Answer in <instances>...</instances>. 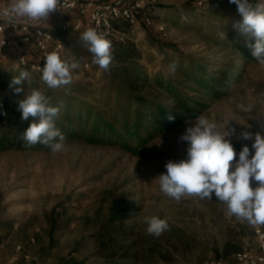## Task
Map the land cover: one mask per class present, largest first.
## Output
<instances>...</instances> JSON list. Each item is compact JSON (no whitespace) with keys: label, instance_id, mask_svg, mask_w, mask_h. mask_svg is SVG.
<instances>
[{"label":"rangeland","instance_id":"374dc122","mask_svg":"<svg viewBox=\"0 0 264 264\" xmlns=\"http://www.w3.org/2000/svg\"><path fill=\"white\" fill-rule=\"evenodd\" d=\"M198 1L165 0L153 7L154 27L147 28L142 18L138 27L129 29L123 43L127 54L114 58L107 71L92 63L80 38L85 30L73 32L69 17L64 20L67 30L54 24L53 32L65 47L60 57L80 64L72 71L71 83L55 89L61 93L59 101L69 95L97 103L122 91L131 103L161 106L177 116L179 124L153 132L135 152L65 133L60 152L43 144L0 148V264H28V259L39 264H114L123 255L129 257L125 264H232L236 247L259 252L257 231L264 225L230 215L214 196H185L177 203L158 184L169 160L187 158L188 144L180 137L197 116L221 129L230 121L236 129L231 137L236 159L242 147L251 150L253 142L239 139L241 132L264 135V65L236 49L246 40L233 27L242 19L237 5L204 0L209 7L201 12ZM84 63L90 64L89 70L82 68ZM126 65L140 73L138 80L117 75ZM19 71L13 64L1 66L3 95L20 101L30 94L33 82L36 90L50 95L51 89L31 73L24 92L15 93L10 81ZM249 104L254 107L245 111ZM151 216L165 219L169 230L159 237L148 234L145 217ZM227 243L229 253L224 251ZM19 245L23 251L17 254Z\"/></svg>","mask_w":264,"mask_h":264},{"label":"clouds","instance_id":"9594fccd","mask_svg":"<svg viewBox=\"0 0 264 264\" xmlns=\"http://www.w3.org/2000/svg\"><path fill=\"white\" fill-rule=\"evenodd\" d=\"M229 2L237 5L242 17L233 27L246 38L251 57L264 65V3ZM60 7L61 0H11L0 12V17L9 25L25 19L47 21L51 13L60 11ZM80 38L93 56L92 63L109 70L113 60L111 41L91 27ZM79 67L78 61L64 60L53 51L45 57L40 79L49 89L67 86L72 81V71ZM170 67L174 72L176 65ZM29 79V72L21 70L12 77L10 87L17 94L24 92L23 83ZM253 107L249 104L244 110L250 111ZM18 108L22 112L21 120L34 118L23 133L28 146L39 143L52 152L64 149L66 136L56 127L60 107L52 106L41 91L33 89L19 101ZM167 119L172 121L174 116L168 115ZM229 122L221 129L203 115L189 121L192 126L180 137L188 144L187 158L175 162L169 160L165 164L166 172L158 176L160 191L177 203L185 196L201 200H212L214 196L226 204L230 215L251 225H264V135L241 132L239 139L253 141L251 150L254 152L245 144L236 159L237 152L231 142L236 129ZM251 181L258 182V186L251 187ZM145 223L146 232L155 237L169 230L168 222L156 216L145 217Z\"/></svg>","mask_w":264,"mask_h":264},{"label":"trees","instance_id":"16d2710c","mask_svg":"<svg viewBox=\"0 0 264 264\" xmlns=\"http://www.w3.org/2000/svg\"><path fill=\"white\" fill-rule=\"evenodd\" d=\"M116 28L122 30L123 33L129 31L128 26L124 23L116 25ZM165 44L171 45L170 43ZM168 48L170 49V47ZM236 49L241 54L250 56L251 50L247 47L246 40L240 41L236 45ZM111 52L113 60L122 54H127L126 47L122 44H116ZM131 69L133 68L130 65L121 66L118 68L117 75L138 80L141 76L140 73ZM33 77L37 78L36 76ZM200 78L204 82V77ZM201 79L199 80L201 81ZM194 81L196 82V79ZM23 85L27 88L28 84L24 83ZM35 85L34 82L29 85L30 93L37 88ZM206 86L208 85L206 84ZM47 94H50L46 95L49 103L52 106L60 107L59 118L56 120L57 128L70 137L84 139L90 144L121 146L135 152L137 148L151 138L153 132L173 130L179 124L178 117L169 111H165L161 106H155L153 103H131V98L122 94V91L117 94L112 93L106 98L102 97L98 99L97 103L81 101L69 95L65 97L64 102L59 101L61 93L55 92V89H51ZM114 96L116 101H112ZM18 104L19 100L7 97L0 91V148L2 150L30 148L23 139V133L34 118L30 116L26 121L21 120L22 112L19 110ZM96 105L103 106L105 110L97 109ZM186 109L191 115L194 114L191 107H186ZM168 115L174 116V120L169 121ZM60 119L61 122L59 123ZM37 145L42 144L38 143ZM102 242L101 246L104 248L105 243ZM108 248L109 246L105 247L104 250H108ZM229 249L227 243L224 251L229 253ZM235 250L240 251L238 247ZM128 259V255H123L122 259L114 261V264H125Z\"/></svg>","mask_w":264,"mask_h":264},{"label":"built area","instance_id":"2783aa9c","mask_svg":"<svg viewBox=\"0 0 264 264\" xmlns=\"http://www.w3.org/2000/svg\"><path fill=\"white\" fill-rule=\"evenodd\" d=\"M165 0H61L60 11L51 13L47 21L17 20L9 25L0 17V68L14 65L16 69L27 70L33 76L41 77L45 57L55 51L59 56L65 47L56 38L53 26L59 22L60 29L67 30L66 18H71L73 32H82L91 27L111 41V50L116 44L124 43L127 33L116 28L125 24L129 29L139 26L142 19L147 28L154 27L155 18L152 8ZM11 0H0V12L10 4ZM199 11L204 12L209 3L204 0L197 2ZM159 27V31H164ZM90 64L84 63L82 68L89 70ZM259 252L247 249L234 255L232 264H264V230L257 231ZM23 251L22 246L16 247V253ZM28 264H39L29 260ZM211 264H222L216 260Z\"/></svg>","mask_w":264,"mask_h":264}]
</instances>
